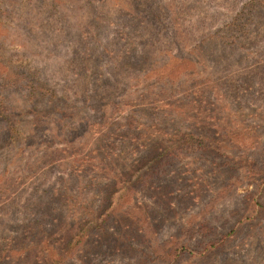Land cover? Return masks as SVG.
Instances as JSON below:
<instances>
[{
  "label": "rangeland",
  "instance_id": "obj_1",
  "mask_svg": "<svg viewBox=\"0 0 264 264\" xmlns=\"http://www.w3.org/2000/svg\"><path fill=\"white\" fill-rule=\"evenodd\" d=\"M261 151L264 0H0V264H264Z\"/></svg>",
  "mask_w": 264,
  "mask_h": 264
},
{
  "label": "trees",
  "instance_id": "obj_2",
  "mask_svg": "<svg viewBox=\"0 0 264 264\" xmlns=\"http://www.w3.org/2000/svg\"><path fill=\"white\" fill-rule=\"evenodd\" d=\"M219 57H223V53L219 54ZM189 62H191V60H189ZM191 70V69H190ZM146 77L147 76L146 74ZM179 78V76H178ZM177 80V79H176ZM61 122H58L59 128L61 129V132L64 130V124L62 122V118L60 120ZM169 135V137H173L171 140H169L172 143V147L174 148L175 151L170 150V148L168 146H165V149H163V153H158L159 155H151V164L149 162V157L146 158L144 164L140 165V167L145 166L146 168H148L149 170L154 169V165L156 164L157 161H159V159H161V163L165 162L167 160L170 159L171 154L177 153V154H187V153H192L195 151H203V152H218V150H223V155H225L224 150L226 147V141L227 139H224L223 141L221 139H209L205 136L202 135H197L194 134L193 132H181L177 135V137L175 138V135H172L170 133H167ZM164 138V137H163ZM166 138V137H165ZM249 140L250 138L244 137L243 139H240L239 136H237V138H233L231 139L232 144L235 147H238L240 149H245V150H249L250 148H254L253 146H251L249 144ZM228 143H230V141H228ZM258 148V147H257ZM256 148V149H257ZM261 153H264V151H261ZM260 159H262L264 161V155H259ZM85 156L79 158L78 160V165L82 166L83 163H85ZM127 176H124V179L121 182H125ZM111 214V213H110ZM90 220H83L82 223H75L72 222L69 226L73 229V231L75 232L74 235V239L71 242H67L64 244L63 247L59 248L61 250H58V258H53L52 262L47 263V261L44 264H62L65 262V260L68 257L74 256L75 255V249H74V244H77V247H79V245H82V243L84 242L85 238L88 236L87 235V229H82V227H85L86 224L87 227L90 226L89 224ZM94 224V222H93ZM97 225V224H94ZM147 228H145L147 233H150L149 231H151V233L153 232V229H158L159 226H156L155 228H153L152 226H149L148 224H146ZM141 224L139 225V223L137 224V220L135 219H130V228H134V230H136V232H142V230L140 229ZM71 238L67 237L66 241H69ZM182 241V240H181ZM178 240H174L172 242H170V251L167 250V248L165 247V245H161V243L159 241H157V249L160 250L161 252H163L165 249V257L164 258H168L170 257V261H176L179 258H181L183 256V254L185 253V248L184 246V242H181ZM63 243V241H62ZM189 248V247H187Z\"/></svg>",
  "mask_w": 264,
  "mask_h": 264
}]
</instances>
